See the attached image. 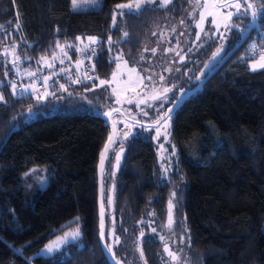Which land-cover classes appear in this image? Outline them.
<instances>
[{
  "label": "trees",
  "instance_id": "1",
  "mask_svg": "<svg viewBox=\"0 0 264 264\" xmlns=\"http://www.w3.org/2000/svg\"><path fill=\"white\" fill-rule=\"evenodd\" d=\"M128 2L103 0L97 10L74 11L71 0H0V264H109L100 243L98 166L111 137L105 113L113 107L121 113L112 115L117 138L104 163L102 203L114 263L171 264L164 246L175 251L171 239H177L187 264H264V69L250 68L258 58L251 46L264 44V15L244 45L171 113L166 154L172 155L160 160L158 140L124 125L153 128L147 119L156 122L197 87L202 64L217 48L214 66L230 53L251 18L234 17L240 29L188 60L190 78L177 81L183 92L174 88L166 99L143 104L115 98L101 103L108 87L100 80L111 79L115 52L136 67L148 37L166 22H179L191 7V0H172L167 8L125 13L113 24L117 5ZM89 37L98 40L95 56L87 51ZM5 48L12 50L10 61ZM62 50L80 63L75 75H59L39 100L17 94L18 85L13 95L14 56L20 57L15 67L35 78L60 65ZM164 85L170 89L169 80ZM90 101L101 114L86 111ZM70 228L79 229V238L50 257L37 255Z\"/></svg>",
  "mask_w": 264,
  "mask_h": 264
},
{
  "label": "rangeland",
  "instance_id": "2",
  "mask_svg": "<svg viewBox=\"0 0 264 264\" xmlns=\"http://www.w3.org/2000/svg\"><path fill=\"white\" fill-rule=\"evenodd\" d=\"M256 2L259 3V1L257 0ZM102 3H103V0H99V3L95 7L91 6L90 4H85L81 9L76 10V11L97 10L102 6ZM142 3L145 4L146 7L153 6V7H159V8H167L168 5L171 4V3H168L166 7H160V0H156V3H153V4H147L146 0H142ZM200 3H203V0H200ZM71 8H72V4H71ZM127 11H128L127 9L116 8L114 12L115 21L113 20V24H115L117 17L121 16L120 15L121 12L127 13ZM200 11L201 9L195 7V0H191V7L187 8L184 11L179 22H175L173 24L166 22L162 24L154 33H152V35L148 37L145 43V46H144L143 53L141 57L138 59L136 67L129 66V64L125 63V60H123L119 52H115L114 55L116 56V59L117 57H119V59H117V64H119V68L117 67V64H116V67L114 70V72L116 73L115 78H113V75H112L111 79L107 83L102 84L105 87H108V89H106V94L105 96H103L101 103L106 102V99L108 98H115L116 100H119V101L127 100V101L135 102V103L140 101L143 104L146 100L152 99V97L157 93H159V95L164 94L163 89L167 88V86L164 85L165 80L166 81L169 80L170 89L172 91L174 88H176L180 92H183L184 87L179 85L177 81L180 80L182 82L183 80H187L190 78V75L185 72V69H186L185 67L188 64V60L190 59L189 63L191 64L194 56L199 53L201 48L203 49L209 46L213 40H216V38L220 39L221 33H224V35L226 34L223 27H221L219 31H216L214 26L209 23L212 19L211 16H208L206 18L205 22L202 25L204 31H201V28L197 27ZM232 11H234V9ZM181 21H184V23H181ZM197 35H199L200 37L199 39H197ZM261 37H264L263 33ZM189 43L191 45L190 49L184 50L185 47ZM88 45L90 47L93 46L94 48L97 47V44L89 43ZM153 49H155V53H153L152 51ZM260 50L261 48L257 50V53ZM11 51L12 50L9 49V55L7 56V59L9 61L11 60V57H12ZM187 51L192 52V55H190V58H188ZM65 52H66L65 50L61 51L58 58L62 57L63 53ZM177 53H179V55H177ZM253 55H256V54L253 53ZM257 59L258 58H256L255 60L251 62L250 64L251 70H252L251 65L256 63ZM212 60L213 59L208 60L207 62L202 64V68L204 69L205 65H208ZM71 63H72V66L75 68V70L79 69L80 63L74 64L72 61ZM131 68H135L136 72L134 73L130 72L129 69ZM261 69H264V68L257 67L255 71H258ZM13 70L16 75L14 82H16V85H18V87L22 88V87H27L30 84H33L36 90L34 93L32 88H29L27 92L17 91V94H23V95L32 94L35 97H37V94H38L40 97H45L44 93L47 92V95H48L49 90L52 87V83L54 82L52 78L47 80V83L45 84V81L41 82V81L36 80L35 78H32L33 75L31 76L29 75V73H32V72H29L28 70L19 69L18 67H14ZM113 89H116L115 93L113 92ZM98 102L99 100L96 101V103ZM85 109L86 111L91 112L93 114L102 113V109L98 107V105H95V103L92 101L85 103ZM114 109L116 108L113 107L111 110H114ZM34 116L35 114L32 113L27 119V121L30 122L34 118ZM155 119H156L155 117L147 119L148 121L147 124L148 125H152L154 123L156 124V122H154ZM124 128L134 130L141 136H144V137L151 136L154 139L158 140L157 152H158V158L160 160H163V159L168 160L169 157L172 155L171 152L170 153L168 152V154H166V147H168V139H169V133H170V120H168L167 124L163 122L158 127H153V128H147V129L134 128L129 123H126L124 125ZM157 128L160 129L159 135H157V131H156ZM129 133L130 132H128V134ZM76 229L77 228H70L58 234L53 239L48 241L44 245V247L37 253V255L46 258V257H50L53 254L59 252L66 245L74 242L76 239L72 240L69 236L66 243H61L59 247L51 253H48L46 251V246L57 241L59 237H64L65 233L71 234ZM171 240H172V245L175 247L174 248L175 251H173L170 248V246L169 248L173 252H175L177 256L179 257L178 264H187L185 259L182 257V251H181V246L183 244L182 241L177 240V239H171ZM171 264H173L172 261H171Z\"/></svg>",
  "mask_w": 264,
  "mask_h": 264
},
{
  "label": "snow or ice",
  "instance_id": "3",
  "mask_svg": "<svg viewBox=\"0 0 264 264\" xmlns=\"http://www.w3.org/2000/svg\"><path fill=\"white\" fill-rule=\"evenodd\" d=\"M99 3V0H71V4H72V8L74 11L81 9L85 4H90L91 6L95 7L97 4ZM147 4H153L156 3V0H146ZM168 3H171V0H160V7H166ZM146 7L145 4L142 3V0H129V3H122V4H118L117 8L118 9H127V14L128 15H133V14H137L140 13L141 11L144 10V8ZM195 7L201 9L200 11V15H199V21L197 23V27L201 28V31H204L202 25L205 22L206 18L208 16H211L212 19L209 22L211 25L214 26V28L216 29V31H219V29L221 27H223L225 32H231L233 29H240L242 26L241 24L237 23L236 20H233V17H236L237 20H240L242 18L245 17H250V23L255 24L259 19H261V16L264 15V0H259V3L256 2V0H203V3H200V0H195ZM234 9V11H232ZM121 16L125 15L124 12L120 13ZM113 20L115 21V15L113 16ZM181 23H184V21H181ZM174 31V29H173ZM183 34V33H181ZM128 33L124 32V36L127 37ZM199 35H197V39H199ZM77 39H80L79 37H77ZM220 39H224V33L220 34ZM89 40L95 44L96 40L92 37H89ZM111 38H109V44H111ZM14 47L13 46V51H14ZM71 47V46H70ZM261 50L257 53V45L253 44L251 46V51L256 54L258 56V59L256 60V63L252 64V70L255 71L257 67L260 68H264V44H262L261 46ZM170 50V49H169ZM222 49L221 48H217L216 52L213 53V59H215V57L217 55H219L220 51ZM63 51V50H62ZM90 54V56H95L96 55V51L95 49L89 48L87 50ZM153 53H155V49L152 50ZM64 55H67V53H63ZM4 55L5 58H7V56L9 55V49L5 48L4 49ZM177 55H179V53H177ZM44 57H41V62L44 61ZM53 59H55V56L53 57ZM117 59H119V57H117ZM143 59V57H142ZM20 60L19 56H14L12 63L13 66L15 67L17 62ZM62 62V61H61ZM126 63V62H125ZM51 66V65H49ZM208 65H205V67H207ZM117 67L119 68V64H117ZM130 72H136L135 68H131L129 69ZM29 75H35V73H29ZM113 78H115L116 73L114 72L113 74ZM150 79V77H149ZM47 83V78H45V84ZM107 83V81L105 80H100V84H105ZM11 84V88L13 90V95H16V82L14 81H10ZM61 88H63V85H60ZM29 88H32L33 92L35 93V88L33 84L28 85L27 87H22L21 91L23 92H27ZM171 89L169 88H164L163 89V93H164V99L167 98V93L170 92ZM113 92H116V89H113ZM44 95H47V92L44 93ZM41 97L37 94V99L39 100ZM161 98L159 93L155 94L152 99H158ZM4 101V96L2 93H0V102ZM117 103H119V100H117ZM151 106V105H149ZM172 111V109H168L167 112L163 115L160 116L156 123H160L161 120L164 121L165 124H167L168 120L171 119V116L168 115V113H170ZM29 112H31V109H29ZM105 115H110V113H105ZM145 115H147V113H145ZM157 135H159L160 133V129L157 128ZM125 136H127V133H125ZM111 140V137L109 138ZM105 150L107 151V146L105 148ZM103 156V154H102ZM117 162L119 161V156L116 157ZM41 184L45 183V181H40ZM173 196H175V193H173ZM109 204L111 203V199H109ZM102 209H103V204L101 205ZM172 207V201H169V209L171 210ZM79 218H77L78 220ZM172 222V218H171V211L169 212V224H171ZM104 225H103V214L101 215V239L104 238ZM141 235H143V232L141 233ZM75 240L80 236V231L77 228L74 232H72L71 234L69 233H65L64 237H59L57 239V241L53 242L52 244H49L46 246V251L48 253L53 252L54 250H56L59 245L61 243H66L68 238ZM164 238L161 236V240H163ZM118 240V238H117ZM105 247L108 248L109 252H112V249L109 245H105ZM164 252H166L168 254V256L170 257L171 261L173 262V264H178L179 261V257L177 256V254L175 252H173L169 246L167 244H165L164 246ZM141 256H143V252L141 251ZM113 259H115V254L113 253ZM116 264H120L119 260H116Z\"/></svg>",
  "mask_w": 264,
  "mask_h": 264
},
{
  "label": "water",
  "instance_id": "4",
  "mask_svg": "<svg viewBox=\"0 0 264 264\" xmlns=\"http://www.w3.org/2000/svg\"><path fill=\"white\" fill-rule=\"evenodd\" d=\"M256 24V23H255ZM255 24L250 25L249 30L247 31V33H245L241 39V41L237 44V46L230 52L228 53L216 66H214L215 61L218 59V57L220 56L221 52L219 53V55H217L215 57V59H213L207 67H205L202 72L199 75V78H202L203 76H205L202 81L197 85V87H195L192 91L184 94L183 96H181L179 99H177L174 104L169 108L172 109V111L170 113H168V115H171V113L174 111V109L176 107H178L184 100H186L189 96L193 95L194 93L198 92L206 83L207 81L218 71V69L220 68V66L222 64H224L238 49H240L246 39L247 36L250 34V32L252 31L253 27L255 26ZM214 66V67H213ZM164 95H160V97H163ZM114 113H121L119 109H115L113 111L110 112V115L107 116V120L108 123L110 124L111 127V140L110 142L106 145L107 146V151L104 149L103 151V156L100 159L99 162V166H98V182H99V188H98V208H99V219H100V233H101V215L103 214V209L101 207V205L103 204V168H104V163L106 161V158L109 154V151L111 149V147L113 146V144L116 141L117 138V126L115 125V123L112 121V115ZM162 122H164L163 120L160 121V123H156L154 125V127L159 126ZM106 148V147H105ZM110 199H111V203H110V207L112 208L113 206V189H111L110 192ZM171 211V218H172V208L171 210L169 209V204H168V214H167V220L169 223V212ZM173 221V218H172ZM172 223V222H171ZM103 225H104V238L101 239V235H100V243H101V248L102 251L108 261L109 264H115L110 252L108 250L107 247H105L106 245V235H105V224H104V218H103ZM113 237V232L112 230L110 231V238Z\"/></svg>",
  "mask_w": 264,
  "mask_h": 264
},
{
  "label": "built area",
  "instance_id": "5",
  "mask_svg": "<svg viewBox=\"0 0 264 264\" xmlns=\"http://www.w3.org/2000/svg\"><path fill=\"white\" fill-rule=\"evenodd\" d=\"M89 48L95 49L93 46H89ZM83 60H85V57H82ZM62 61V62H61ZM75 68L72 66L71 60L68 58L67 55H62L60 59V65H52L46 72L41 73L35 77L38 81H45V78L49 80L52 78L54 82L57 81L59 78V75L65 74L67 76L75 75L74 72Z\"/></svg>",
  "mask_w": 264,
  "mask_h": 264
},
{
  "label": "crops",
  "instance_id": "6",
  "mask_svg": "<svg viewBox=\"0 0 264 264\" xmlns=\"http://www.w3.org/2000/svg\"><path fill=\"white\" fill-rule=\"evenodd\" d=\"M95 40H96V43L95 44H97L98 43V40L97 39H95ZM87 43L93 44L89 39L87 40Z\"/></svg>",
  "mask_w": 264,
  "mask_h": 264
},
{
  "label": "flooded vegetation",
  "instance_id": "7",
  "mask_svg": "<svg viewBox=\"0 0 264 264\" xmlns=\"http://www.w3.org/2000/svg\"><path fill=\"white\" fill-rule=\"evenodd\" d=\"M205 76H203V78H204ZM167 254V253H166ZM167 256H168V254H167ZM169 257V256H168ZM170 258V257H169Z\"/></svg>",
  "mask_w": 264,
  "mask_h": 264
}]
</instances>
